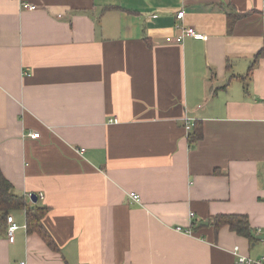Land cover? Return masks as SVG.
Returning a JSON list of instances; mask_svg holds the SVG:
<instances>
[{
	"label": "crops",
	"instance_id": "crops-1",
	"mask_svg": "<svg viewBox=\"0 0 264 264\" xmlns=\"http://www.w3.org/2000/svg\"><path fill=\"white\" fill-rule=\"evenodd\" d=\"M179 23L196 35L179 41ZM0 168L43 194L59 248L10 212L0 264L264 257V0H0ZM222 215L256 241L217 231Z\"/></svg>",
	"mask_w": 264,
	"mask_h": 264
},
{
	"label": "trees",
	"instance_id": "trees-1",
	"mask_svg": "<svg viewBox=\"0 0 264 264\" xmlns=\"http://www.w3.org/2000/svg\"><path fill=\"white\" fill-rule=\"evenodd\" d=\"M193 129L190 140L197 141L201 138L202 131L198 125H195ZM29 199L15 193L12 184L5 178L0 168V218L7 223V216L10 212L23 211L26 216L27 233L39 235L52 250H59L43 222L49 208L39 205V201L34 204ZM211 224L217 231L222 227H229L231 231L247 238L251 243L257 239L248 217L244 215L217 216L211 221Z\"/></svg>",
	"mask_w": 264,
	"mask_h": 264
},
{
	"label": "built area",
	"instance_id": "built-area-1",
	"mask_svg": "<svg viewBox=\"0 0 264 264\" xmlns=\"http://www.w3.org/2000/svg\"><path fill=\"white\" fill-rule=\"evenodd\" d=\"M22 7H23V9L30 10V11H35L38 9V7L36 5L30 4V3H23ZM183 17H184V12H180L177 15V19L179 21L183 20ZM176 28L178 31H180V35L177 37V39L179 41H181L184 38V36H195L196 35L195 31L192 28L185 29L181 25V23L177 24ZM113 122H117V120H115ZM184 126H185V129L187 132H190L193 129L194 123L191 120V118H188V117L184 118ZM30 138L38 139V138H40V134L39 133H32V134H30ZM84 152H85V149H82V148L77 150V153L79 155H83ZM31 196H32V194L29 195V198H31ZM131 197L134 201L139 200L138 195L131 194ZM37 198L42 200L44 198V196H43V194H39V195H37ZM24 228L26 229V225ZM20 229H21V227L14 220V217L12 215H8L7 216V238H8V241L10 243H14L15 234ZM176 231L190 235V236H192V234H193L190 229H182L181 227H177ZM257 233H258V235H262L261 232H259V231ZM263 242H264V238H263ZM233 254L237 258V264H264V257L259 258V259H254V258H250L247 256H243L239 253L238 248L234 249ZM22 264H24V263H22Z\"/></svg>",
	"mask_w": 264,
	"mask_h": 264
},
{
	"label": "water",
	"instance_id": "water-1",
	"mask_svg": "<svg viewBox=\"0 0 264 264\" xmlns=\"http://www.w3.org/2000/svg\"><path fill=\"white\" fill-rule=\"evenodd\" d=\"M31 202L36 204L38 202V198H37V195H33L31 196ZM262 238V237H261Z\"/></svg>",
	"mask_w": 264,
	"mask_h": 264
}]
</instances>
